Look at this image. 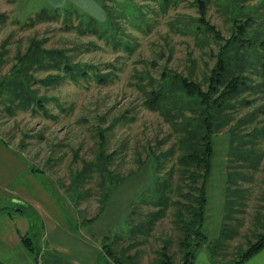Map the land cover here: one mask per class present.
Segmentation results:
<instances>
[{"label":"rangeland","instance_id":"rangeland-1","mask_svg":"<svg viewBox=\"0 0 264 264\" xmlns=\"http://www.w3.org/2000/svg\"><path fill=\"white\" fill-rule=\"evenodd\" d=\"M206 1L207 19L225 38L236 19L252 18L246 36L253 45L229 53L249 57L251 87L228 108L231 122L212 136L203 235L192 247V264H223L238 259L263 231L264 137L254 162L232 161L228 129L243 116L252 117L242 125L246 131L264 122V51L258 45L264 39V0ZM0 14V81L6 82L0 84V263L117 264L104 252L112 243L116 250L130 244L127 252L136 254L137 264H153L163 239L179 263L172 206L147 233L131 238L129 230L146 227L148 211L159 207L152 200L163 184L155 174L169 178L167 196L176 197L177 172L169 168L177 150L161 107L194 99L180 95L173 80L161 81L162 71L206 84L204 76L223 43L199 22L195 0H0ZM32 38L98 73L74 80L42 54L43 65L29 67L41 105L17 108L12 66L19 67L17 56ZM59 73L58 81L49 80ZM159 84L164 85L160 101L150 107V91ZM111 123L106 143L108 152L115 151L111 167L133 173L111 190L99 212V173L82 158L94 157L99 127ZM165 150L173 154L159 166L152 151ZM21 236L30 238L32 249Z\"/></svg>","mask_w":264,"mask_h":264},{"label":"trees","instance_id":"trees-1","mask_svg":"<svg viewBox=\"0 0 264 264\" xmlns=\"http://www.w3.org/2000/svg\"><path fill=\"white\" fill-rule=\"evenodd\" d=\"M198 10L199 22L212 33L216 40H222L223 43L218 50L217 59L215 64L209 69L208 74H205V83L199 80L191 79L177 72L168 74L165 71L161 73V81L173 80L175 82L174 89L180 95L186 98L194 99L193 102L183 104L172 102V106L164 104L161 108L167 120L170 122L171 131L174 135V143L171 147L177 150L175 163L171 165L169 170L177 172V183L173 187L176 197L167 196L168 189L171 188L169 178L161 179L163 184L161 195L157 199L152 200L153 204L159 205L155 210L148 211L144 224L133 226L129 230V237L133 238L138 233H147L150 225L170 206L173 207L172 215L173 222L179 232L178 236V250L180 251L181 261L177 264H192L193 252L192 247L196 240L202 237V223L204 220V210L207 202L206 198V184L211 174V159L213 154L212 136L217 129L228 125L233 119V114L228 111V108L235 106L241 95V92L251 87L249 83V75L247 74L250 69L251 62L249 57L237 56L231 57L229 53L232 48L235 51L241 52V49H246L253 45L252 40L246 36L248 25L252 18L251 16L245 19H236L234 21V30L228 38L221 35L220 31L214 24L206 17L207 1L195 0ZM4 17L3 14H0ZM258 45L264 51V39L258 42ZM5 42L1 44L2 50L4 49ZM42 53H41V51ZM41 54H40V53ZM61 52V53H60ZM49 57L54 62L57 69H62L63 72L69 74L76 80L88 79L92 73L98 71L97 68L93 69L92 66L87 67L86 64L80 62H72L65 53L60 49H43L41 42L32 38L23 53L17 56L18 66L13 64L12 69H17L16 73V88L12 96L16 100V106L23 109L32 103L39 104L41 101L31 88V84L35 81L33 74L29 71V67L33 64L43 65V55ZM233 59V61H232ZM3 61V53L0 52V65ZM264 63V54L261 56V65ZM50 64V63H49ZM92 67V68H91ZM98 73V72H97ZM169 75H171L169 77ZM61 74H51V81H58ZM170 79H169V78ZM99 79H103L99 75ZM104 80V79H103ZM102 80V81H103ZM6 84L4 80L0 84ZM205 86V88H204ZM164 85L159 84L157 88H152L150 91L151 98L149 99L150 107H155L161 98V91ZM12 98L10 101H14ZM244 103L250 100H243ZM171 104V103H170ZM171 109V110H170ZM253 115V114H251ZM251 120L252 117H238L236 122L230 124L228 132L230 133V154L233 156L231 160H243L244 162H254L256 160L255 149L257 144L264 137V122L261 128L257 124H253L249 130L242 127L244 123ZM112 123L105 127H99V145L94 152V157L87 160L82 158L85 167H96L95 170L99 173V196L100 207L99 212L103 209V204L110 196L111 190L123 183L133 172L122 175L116 172L111 167L115 151L108 152L106 148L107 131L111 128ZM243 128V129H242ZM170 150L155 153L157 163L172 155ZM264 156V151H261V158ZM174 165V166H173ZM168 170V171H169ZM79 174L83 178V171L80 170ZM76 182V180H74ZM77 184V183H76ZM237 192H241L238 190ZM240 196H243L240 193ZM261 206L264 208V187L261 193ZM261 215V214H260ZM264 218V214L262 215ZM260 222V221H259ZM263 231L258 233L257 239L248 244L247 248L240 255L238 259L228 261L223 264H239L244 262L250 256L255 254L259 249L264 246V220H261ZM145 227V228H144ZM144 228L145 231H142ZM29 249L31 247L30 238L21 236ZM130 244L121 246L119 250L112 247V243H106L104 252L107 257L112 259L117 264H137L136 254L128 253ZM5 264V263H0ZM12 264V263H8ZM110 264V262H108ZM153 264H176L173 259V254L169 252V240L163 239V244L156 249V255L153 259Z\"/></svg>","mask_w":264,"mask_h":264},{"label":"crops","instance_id":"crops-1","mask_svg":"<svg viewBox=\"0 0 264 264\" xmlns=\"http://www.w3.org/2000/svg\"><path fill=\"white\" fill-rule=\"evenodd\" d=\"M239 264H264V246L244 262Z\"/></svg>","mask_w":264,"mask_h":264}]
</instances>
